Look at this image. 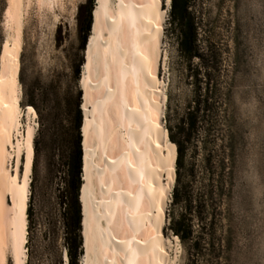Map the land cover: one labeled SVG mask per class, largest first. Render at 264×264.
Instances as JSON below:
<instances>
[{
	"label": "bare ground",
	"instance_id": "6f19581e",
	"mask_svg": "<svg viewBox=\"0 0 264 264\" xmlns=\"http://www.w3.org/2000/svg\"><path fill=\"white\" fill-rule=\"evenodd\" d=\"M22 1L7 0L13 55L0 59V264L26 262L35 125L20 130ZM164 20L162 0H95L79 82L80 264H172L162 235L175 169L157 77Z\"/></svg>",
	"mask_w": 264,
	"mask_h": 264
},
{
	"label": "rangeland",
	"instance_id": "374dc122",
	"mask_svg": "<svg viewBox=\"0 0 264 264\" xmlns=\"http://www.w3.org/2000/svg\"><path fill=\"white\" fill-rule=\"evenodd\" d=\"M165 2L162 0L166 20L168 5ZM22 3L23 27L18 56L20 130L24 132L28 118L35 125V157L33 146L27 205H31L34 232L43 254L42 264H54L58 257L64 264L67 203H62L61 195L69 176V136L76 118V104L80 111L82 141L83 94L79 82L85 68V47L90 31L82 49L81 30L89 0H23ZM94 3L95 0L91 14ZM6 7L7 0H0V59L4 51L13 55ZM203 23L206 34L228 52L225 58L230 93L225 109L236 146L229 214L230 264H264V0H203ZM168 42L162 37L161 50L165 58L160 60L157 70L163 89L161 126L164 135V130L167 132L166 95L171 77L168 62L169 57L175 55ZM28 108L35 113L34 117ZM80 148L79 189L82 184L81 142ZM78 203L82 221L80 201ZM80 228L83 243L82 225ZM162 235L169 261L182 264L183 253L178 240L168 233L162 232ZM6 264H12L10 258Z\"/></svg>",
	"mask_w": 264,
	"mask_h": 264
},
{
	"label": "trees",
	"instance_id": "16d2710c",
	"mask_svg": "<svg viewBox=\"0 0 264 264\" xmlns=\"http://www.w3.org/2000/svg\"><path fill=\"white\" fill-rule=\"evenodd\" d=\"M93 1L89 0L81 30L82 49L91 28ZM204 27L203 0H169L163 39L169 41L175 55L169 57L168 62L171 77L166 95L167 132H164L175 153V179L173 176L162 232L178 240L183 253L182 264H230L229 214L236 146L225 109L230 93L225 58L228 52L206 34ZM74 111L76 118L69 136V176L61 195L62 203H67L64 214L67 264H78L82 256L78 104ZM33 146L35 157V138ZM26 223L25 264H42L43 254L36 240L29 203ZM54 264H61L60 257Z\"/></svg>",
	"mask_w": 264,
	"mask_h": 264
},
{
	"label": "water",
	"instance_id": "95a60500",
	"mask_svg": "<svg viewBox=\"0 0 264 264\" xmlns=\"http://www.w3.org/2000/svg\"><path fill=\"white\" fill-rule=\"evenodd\" d=\"M78 200H79V196H78ZM80 225H81V220H80ZM80 234H81V230H80ZM81 244H82V242H81ZM63 259L65 260V256H63Z\"/></svg>",
	"mask_w": 264,
	"mask_h": 264
}]
</instances>
